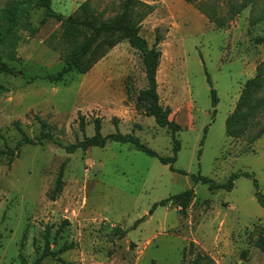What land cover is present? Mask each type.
Wrapping results in <instances>:
<instances>
[{
  "label": "rangeland",
  "instance_id": "1",
  "mask_svg": "<svg viewBox=\"0 0 264 264\" xmlns=\"http://www.w3.org/2000/svg\"><path fill=\"white\" fill-rule=\"evenodd\" d=\"M11 1L0 0V20ZM83 1L51 0V7L67 16ZM89 1L104 18L119 10V0ZM141 1L152 10L141 21L140 35L149 45L156 29L162 36L159 102L180 125L174 170L130 143L107 140L103 147L66 151V145L94 134L96 117L103 136L132 133L160 156L173 155L172 135L136 104L146 78L140 52L126 40L86 73L71 71L50 82L46 75L62 67L60 55L69 44L61 38L60 23L49 18L39 26L43 9L33 8L18 31V58L3 57L16 73H0L5 87L0 148L18 152L10 165L8 155L0 156V264H32L44 250L47 229L49 249L57 252L42 256L39 264H181L198 253L204 254L201 264H264V253L254 244L264 234V206L253 184L255 178L264 195V133L252 139L264 123V110L249 117L240 136L225 132L244 82L258 67L264 77V0L231 19V6L242 0ZM39 119L49 125L52 140L17 145L21 133L13 122L33 137L41 130ZM63 161V189L52 200ZM233 174L230 189L210 190L209 183L193 178L224 184ZM188 188L194 197L185 214L176 203L159 204Z\"/></svg>",
  "mask_w": 264,
  "mask_h": 264
},
{
  "label": "trees",
  "instance_id": "2",
  "mask_svg": "<svg viewBox=\"0 0 264 264\" xmlns=\"http://www.w3.org/2000/svg\"><path fill=\"white\" fill-rule=\"evenodd\" d=\"M186 2H195L197 0H184ZM255 0H242L241 2L234 3L229 11L228 19H231L235 14L239 13L245 7ZM119 10L113 15L104 18L103 15L97 13L90 5L89 0L83 1L77 11L73 14L64 16L63 14L55 11L51 7V0H14L5 4L2 11V18L0 20V73L15 74L16 71L12 66H9L3 59L6 57L10 60H15L16 47L20 40L18 31L26 26L29 22V13L33 8L43 9V16L40 19L39 26L44 24L47 19H55L61 26V38L69 44L67 50L62 53L61 59L63 61L62 67L54 74L46 75V78L50 82H57L63 78V76L71 71L78 73H86L91 67L107 52L122 40H126L130 46L137 49L142 56V64L144 67L146 86L139 89L136 94V104L144 110V114L152 116L155 123L158 126L167 127L172 135V151L171 156H160L153 149L142 143L137 136L132 133H121L116 130L103 136L100 132L101 122L96 117L94 122V134L92 136H85L82 140L75 143L66 145V151L71 153L76 149L85 150L92 146L103 147L107 140L130 143L137 150L144 152L149 156H156L163 164H169L171 170H174L172 163L176 160V153L180 147L179 141L175 138V133L180 129V125L173 119L169 118L170 108L163 107L159 102V94L157 92V79L156 74L160 63L161 50L159 44L161 43L162 36L156 33L154 41L151 45L147 40L140 35L141 21L151 12L152 6L141 0H119ZM264 13V6L262 9ZM208 18L211 20L213 17L207 13ZM222 25L223 23H218ZM37 28H31L30 34L33 35ZM5 87L0 83V92L4 91ZM212 106L215 107L217 103V96L214 89H210ZM264 110V77L261 74V68L258 67V71L253 78L247 79L241 90L235 107L232 113L227 116L225 120V132L229 136H240L246 128L251 124L249 121L250 116H254L255 111ZM215 111V109H214ZM117 118L113 119L115 126L117 127ZM41 130L38 135L33 137L28 136L19 125L18 121L13 122V126L21 133V139L17 142V145L28 144H40L42 145L47 140H52V134L49 130V125L39 119ZM79 126L83 130L85 127V121L83 116H79ZM264 133V123L259 127L252 139L258 138ZM59 144V142H58ZM8 155L10 160L14 155H18V152H14L13 148L7 145L4 148H0V156ZM65 161H63L58 169L55 186L50 198L55 200L57 195L63 189V175H64ZM240 175L251 177L248 172H240ZM237 174H233L229 177L228 181L224 184H216L209 178L201 175L193 176L195 180H201L204 183H209L210 190H216L218 188L230 189L233 186V179ZM253 184L255 187V196L257 201L264 206V195L258 190V183L253 178ZM194 197V190L188 188L178 194H175L168 199L159 201V204L165 205L169 202L176 203L180 209L181 214L186 213V209ZM156 203L153 204L155 206ZM152 206V208H153ZM152 208L150 210H152ZM62 226L58 227L56 234L62 229ZM119 236H123V232L116 229ZM47 229L45 233V245L42 254L37 257L32 264H39L42 256L56 255L57 251H50ZM1 238V233H0ZM254 244L264 253V234H259ZM72 247V244H63L58 252H63ZM204 258V254H197L190 262L181 264H201Z\"/></svg>",
  "mask_w": 264,
  "mask_h": 264
},
{
  "label": "water",
  "instance_id": "3",
  "mask_svg": "<svg viewBox=\"0 0 264 264\" xmlns=\"http://www.w3.org/2000/svg\"><path fill=\"white\" fill-rule=\"evenodd\" d=\"M110 238V237H109ZM111 238H113V236H111Z\"/></svg>",
  "mask_w": 264,
  "mask_h": 264
},
{
  "label": "crops",
  "instance_id": "4",
  "mask_svg": "<svg viewBox=\"0 0 264 264\" xmlns=\"http://www.w3.org/2000/svg\"><path fill=\"white\" fill-rule=\"evenodd\" d=\"M157 78V77H156Z\"/></svg>",
  "mask_w": 264,
  "mask_h": 264
}]
</instances>
